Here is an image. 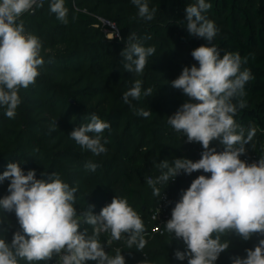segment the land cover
<instances>
[{
    "label": "trees",
    "instance_id": "obj_1",
    "mask_svg": "<svg viewBox=\"0 0 264 264\" xmlns=\"http://www.w3.org/2000/svg\"><path fill=\"white\" fill-rule=\"evenodd\" d=\"M51 0H43V7H34L33 13L23 14L26 33L35 35L41 42L40 56L44 63L40 75L27 89L21 88V103L15 118L5 115L0 107V174L9 163L19 162L25 174L35 170L37 179L58 177L70 188H75L74 207L80 220V231L93 234V226L83 222L82 213L89 208L98 215L114 197L126 199L144 224L141 234L145 240L143 249L134 244L127 246V237L112 240L111 233L100 232L98 239L110 257L117 250L125 258V264H187L176 252L185 251L181 238L167 232L169 212L182 198L192 181L200 175L210 177L202 170L191 174L180 172L170 184L156 185L161 195L167 194L168 203L162 205L166 218L151 219V211L161 203V196L153 194L147 183L155 180L166 169L160 162L167 160L172 166L175 159L201 158L204 151L198 142L187 141L182 132L175 131L168 123L179 107L189 98L180 89L171 86L184 67L198 62L191 52L201 45L214 44L224 52H238L243 60L241 71L249 69L254 79L245 85V95L234 98L237 106L236 123L255 135L242 156L264 154V0H206L212 7L204 15L214 21L218 29L212 42L189 34L186 28V7L196 0H147L149 8L156 12L152 20L138 16L132 0H65L68 23L65 24L50 12ZM113 23L120 37L107 38L99 19ZM135 33L144 47H154L142 74L128 72L121 52L128 44L127 38ZM150 37V38H149ZM136 80L142 84V94L132 105L124 103L123 93ZM152 89L150 96L143 92ZM243 101L244 107H239ZM151 112L148 117L138 115L139 110ZM96 115L108 122L110 128L101 133L106 153L93 154L82 148L70 133L90 122ZM94 136V133H89ZM106 142V143H105ZM217 152L224 146L214 140L210 144ZM95 164V170L86 168ZM54 174V176L52 175ZM10 181L0 183V198L8 195ZM6 231L0 237L9 243L13 233L20 231L15 213H3ZM160 232L151 233L156 226ZM217 233L212 234L216 238ZM220 242L229 243L216 264H232L235 257H246L245 249H254L264 235L254 234L242 240L232 231L219 234ZM108 240L110 242L108 243ZM37 261L32 264H54ZM18 264H29L20 259ZM87 264H96L88 261Z\"/></svg>",
    "mask_w": 264,
    "mask_h": 264
},
{
    "label": "clouds",
    "instance_id": "obj_2",
    "mask_svg": "<svg viewBox=\"0 0 264 264\" xmlns=\"http://www.w3.org/2000/svg\"><path fill=\"white\" fill-rule=\"evenodd\" d=\"M132 3L140 18H154L156 9H150L147 0H132ZM34 7H43V0H0V107L6 109L5 115L10 119L15 118L21 103L20 89L35 83L44 63L39 38L26 33L22 21L17 22ZM211 7L206 0H196L185 9L189 34L209 42L218 32L214 21L204 15ZM49 9L59 21L68 23L65 0H51ZM127 40L121 52L124 67L140 75L155 48L144 47L135 33ZM191 55L199 66L184 67L171 81V86L182 90L189 100L168 117V123L175 131L182 132L189 143H200L204 151L195 162L175 159L172 166L167 160L160 162V168L167 171L155 180L149 178L147 183L153 194L160 197L161 191L156 185L168 182L181 171L191 174L202 170L211 174L210 177L200 175L192 181L172 209L165 227L186 245L185 251L178 250L175 254L179 260L187 259V264H216L220 254L229 248L228 242H220L219 234L232 231L245 241L257 233L264 235V159L258 163L240 159L246 153L245 145L255 135L250 129L245 138L244 129L236 123L238 110L233 103L235 97L245 95L246 83L254 79L249 69L241 71L247 57L242 60L238 52H224L221 56V50L214 44L201 45ZM141 94V81L136 80L123 93L124 103L131 106ZM151 94V88L143 92L144 96ZM239 107H244L243 101ZM137 114L148 117L151 112L141 109ZM109 128L108 122L92 115L90 122L75 128L70 137L82 148L100 155L107 152L100 134ZM214 140L224 146L222 152L210 147ZM85 167L94 171L96 165ZM5 180L10 181L9 194L0 198V210L15 213L20 231L13 233L10 243L0 237V264H18L20 259L32 264L51 261L54 257H58L57 264H87L88 261L125 264L120 250L114 257L105 252L98 239L100 232L110 231L111 239L117 241L126 236L129 248L134 244L138 249L145 246L141 235L143 221L126 199L114 197L98 215L91 208L82 213L83 222L94 229L88 235L86 230L80 231L74 207L75 188L58 177L37 179L35 170L25 174L19 162L7 165V170L0 174V183ZM5 223L0 217V232L6 231ZM213 233H217L216 238H212ZM245 251L246 257H235L232 264H264V239L254 249Z\"/></svg>",
    "mask_w": 264,
    "mask_h": 264
},
{
    "label": "built area",
    "instance_id": "obj_3",
    "mask_svg": "<svg viewBox=\"0 0 264 264\" xmlns=\"http://www.w3.org/2000/svg\"><path fill=\"white\" fill-rule=\"evenodd\" d=\"M28 13L32 14L33 10L31 12H28ZM99 20L101 22L102 31L105 33V36L107 38L116 39V38L120 37L119 32L113 23H111L105 19H101V18ZM240 159L246 161L247 163H254V162L258 163V161L260 159H264V154L262 156H257V155L241 156ZM173 182H174V179H172L170 181V184H172ZM167 203H168L167 194H162L161 195V203L159 204V206H157L156 208H154L151 211L152 212L151 213V219L152 220L160 222L162 219L166 218V215L163 214L165 210L162 209V205H167ZM172 209L169 211L170 213L172 212ZM159 227L160 226L156 225L152 229V232L144 233L143 236H149V235L152 236L153 233L160 232ZM109 242H110V240H108V243ZM54 264H57V261Z\"/></svg>",
    "mask_w": 264,
    "mask_h": 264
}]
</instances>
